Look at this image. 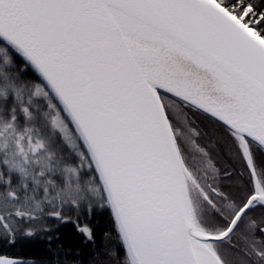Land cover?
<instances>
[{
    "label": "snow or ice",
    "instance_id": "snow-or-ice-1",
    "mask_svg": "<svg viewBox=\"0 0 264 264\" xmlns=\"http://www.w3.org/2000/svg\"><path fill=\"white\" fill-rule=\"evenodd\" d=\"M68 223L71 264H264V0H0V244Z\"/></svg>",
    "mask_w": 264,
    "mask_h": 264
},
{
    "label": "trees",
    "instance_id": "trees-1",
    "mask_svg": "<svg viewBox=\"0 0 264 264\" xmlns=\"http://www.w3.org/2000/svg\"><path fill=\"white\" fill-rule=\"evenodd\" d=\"M221 163H225V161L221 159ZM237 167H239L238 164ZM56 223L55 220L48 221L50 226ZM92 223L97 232L98 242L99 238L105 232H108L113 236L112 244H116L114 225L107 210H97ZM52 235L54 239L51 245L46 244L43 239L20 240L15 247L0 244V256L22 258L28 261L34 260L36 264H55L57 259L62 261L63 264H71L74 258L87 261L90 248L84 247L82 237L76 233L71 223L59 225ZM55 237H58V239H55Z\"/></svg>",
    "mask_w": 264,
    "mask_h": 264
}]
</instances>
